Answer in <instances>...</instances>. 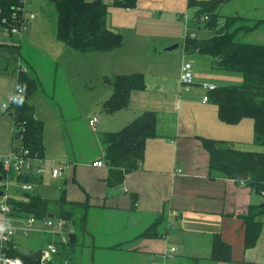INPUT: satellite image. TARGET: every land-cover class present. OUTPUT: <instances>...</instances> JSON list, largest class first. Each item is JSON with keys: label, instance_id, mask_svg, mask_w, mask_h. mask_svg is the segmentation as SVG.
<instances>
[{"label": "crops", "instance_id": "crops-1", "mask_svg": "<svg viewBox=\"0 0 264 264\" xmlns=\"http://www.w3.org/2000/svg\"><path fill=\"white\" fill-rule=\"evenodd\" d=\"M101 1L109 6L108 27L124 37V44L113 52L88 56L90 60L87 62L93 60L101 67L102 73H98V79L102 78L110 89L113 77L136 73L143 75L145 88L131 94L125 109L111 115L103 113L109 117L101 120L92 114L85 124L92 134L99 132L100 125L102 130L117 132L143 112L153 111L157 119L156 136L145 142L140 168L126 174L121 187L109 189L106 185L108 167L102 160L103 149L100 148L98 156L87 158L80 155L76 145L68 147L64 138L67 134L73 135L76 128L73 118L64 115L66 124L62 127L51 102L42 95L44 93L41 94L43 88L38 79L41 88L30 100L35 117L44 127L45 157L42 166L49 165L47 173L50 176V169L56 166L52 161L54 155H64L65 161L62 163L66 169L60 177L62 185L57 190V198L62 189L68 202L88 205L86 235L83 243L80 242L76 264H150L152 255L163 254H160L154 241L164 239L170 227L181 233L184 228L186 233L180 236L182 240H191L189 237L199 234V239L194 240L197 245L193 246L197 254L182 256L199 258V264H211L207 259L210 255V238L216 233L230 245L231 259L212 264H264V222L255 245L246 250L243 220L250 206L262 203V197L241 182L210 179L209 157L200 141L202 138L225 141L238 151L264 152V148L256 147L253 143L252 120L243 119L235 125L225 124L218 119L217 106L211 101H202L205 95L202 84L215 88L238 85L242 78L219 71L215 65L217 59L198 52L185 53L187 39L206 40L213 34L209 28L192 25L187 0H137L136 7L129 10L114 7L113 0ZM220 14L223 17L237 16L247 19V22L261 20L264 19V0H228L220 7ZM222 23L223 19H220L219 25ZM262 34L264 37V26L245 38L247 42L264 43ZM18 43L19 40L14 37L0 36L2 158L11 154L13 126L12 116L2 108V103L16 90L17 77L22 70L21 57L24 58L22 49L27 46V40L23 38L20 45ZM174 45L177 47L167 50ZM64 49L68 57L77 53ZM25 50L28 54L32 53L29 46ZM45 58L52 59L50 56ZM59 60L55 62L52 59L49 64L54 72L60 74L58 82L67 84L66 75L57 64ZM184 62L192 65L194 73V84L188 92L181 91L179 83L180 67ZM24 64H27L31 76L38 78L42 74V67H33L26 60ZM111 92H107V98ZM107 98L96 102V106L101 107ZM93 117L97 118V128L91 129L88 122ZM106 118L111 119L106 123ZM109 127L111 130H108ZM97 161L102 162L101 167L92 166ZM131 194L136 195L134 208H131ZM174 212L178 214L177 222L172 216ZM158 216L166 219L160 228L166 229L165 236L160 239H136ZM186 220H192L191 229ZM16 221L22 220L0 213V228L3 229L0 236L4 229L12 227L10 223ZM174 223H177V228H174ZM40 224V229H34L31 233L33 246L29 253L34 252L40 243L41 249L48 244L47 235L51 233L44 231ZM193 226H197L193 230L195 233L188 234ZM67 232L71 235L72 227ZM14 237L10 244L17 249ZM34 240L37 245H34Z\"/></svg>", "mask_w": 264, "mask_h": 264}, {"label": "trees", "instance_id": "trees-1", "mask_svg": "<svg viewBox=\"0 0 264 264\" xmlns=\"http://www.w3.org/2000/svg\"><path fill=\"white\" fill-rule=\"evenodd\" d=\"M45 1L53 5L56 13V39L69 51L92 56L113 52L123 46L124 37L108 27L109 6L101 0ZM227 1L187 0L192 25H202L212 30L213 34L206 40L187 39L184 51L186 54L198 52L217 59L215 65L219 71L242 78V82L238 85L221 86L210 91L208 102L211 101L217 106L218 119L225 124L235 125L243 119L252 120L253 143L256 147L264 148V43L247 42L245 38L249 33L264 26V19L247 22V19L237 16L223 17L220 14V7ZM20 2V0H0V24L2 19L10 20L12 12ZM136 4L137 0H113L114 7L126 10L134 9ZM204 17H207V20H204ZM220 19H223L222 25H219ZM21 62L22 70L18 74L17 83L21 85L22 93L18 96L15 106L8 110L15 127L12 131L11 152L22 154L26 151L25 157L34 166H38L45 157L44 127L35 117L30 99L40 90L41 84L36 76L29 74V68L27 69V64H24L23 57ZM110 84L112 92L101 104L102 111L109 115L125 109L131 94L145 88L144 77L139 73L115 76L110 80ZM50 102L53 108L59 106L56 101ZM64 118V114L59 112L58 119L62 127L66 124ZM156 123V114L153 111H146L121 130L101 133L98 136L104 152L102 160L108 167L107 188L121 187L125 175L140 168L144 157V144L148 139L156 136ZM200 141L209 157L210 179L241 182L261 196L260 192L264 190V152L238 151L231 143L225 141L204 138ZM1 174L3 173L0 166ZM240 176H246L247 179L242 180ZM10 179L16 183L32 184L34 191H15L8 199L10 211L6 217L15 220L33 218L38 222L48 219L66 221L67 228L73 229L75 242L60 244L57 238L52 240L53 237L47 235V243L54 241L58 250L54 255V262L49 264H71L75 261L78 257V248L81 247L80 242L86 235L88 205L68 202L62 189L59 190V196L55 200L41 197L35 190L41 179L33 172L21 175L11 173ZM261 197L262 203L250 206L247 215L243 216L246 250L255 245L264 222V196ZM130 199L131 208H134L136 195L131 194ZM49 215H52V218H49ZM177 217L178 215L174 218L175 221ZM165 223L166 219L158 216L155 222L136 239L163 238L166 229L160 228ZM41 247L40 243L34 252L22 254L13 244H9L8 254L20 258L23 264H38ZM207 259L214 263L231 259L230 245L218 233L210 238V255ZM199 262V258L177 257L175 249L168 264H199Z\"/></svg>", "mask_w": 264, "mask_h": 264}, {"label": "rangeland", "instance_id": "rangeland-1", "mask_svg": "<svg viewBox=\"0 0 264 264\" xmlns=\"http://www.w3.org/2000/svg\"><path fill=\"white\" fill-rule=\"evenodd\" d=\"M25 11L32 13L34 19L26 22V30L23 34L24 40H27V46L25 45V47H23L24 58L31 66L42 67V74H38V79L41 81L43 88L41 94L44 93L42 95L46 96V98H52L49 99L50 101H56L59 103L60 107L57 105L54 107L57 117L58 113L61 112V114L63 113L69 118H73L76 128L73 130V135L67 134L64 138L66 144H68L69 148L70 146L76 145L80 155L87 158L98 156L100 154V148H102V145H100V142L98 141V136L101 133L108 132L106 129L102 130L100 125L98 127L99 132L92 134L85 123L88 117L92 114H96L97 118L99 117L100 120L103 117H109L106 114H103L104 112L101 110V107L96 106V102H101L107 98V92L112 90V88L110 89L107 84L103 83L102 78L98 79V73L101 74L102 69L99 65L95 64L93 60L87 62L88 56L79 53H73L71 57L67 56V51L64 49L65 46L56 39V13L50 2L45 0H30ZM261 39L264 40L263 34ZM28 46L32 48V53L28 54V52H26L27 50L25 49L26 47L28 48ZM44 56H50L55 62L60 58L57 64L64 71L68 85L63 82H58L60 74L56 71L54 72L53 67L49 64L52 59H47ZM77 57H79V60ZM110 119L111 118H106V123L110 121ZM95 128H97V125H95ZM50 130L51 129L49 128V133L51 132ZM108 130H111V127H109ZM50 135L53 139L55 138L52 133H50ZM52 161L57 165L65 161V156L54 155ZM42 168L45 173L40 175L37 174L40 176L41 183L35 190L41 197L55 200L58 195L57 190L60 185H62V180L60 178L59 180L50 178L47 173L49 165H44ZM15 191L14 185L10 182V195H14ZM186 221L191 229L192 220ZM49 222L50 226L45 228L44 231L46 230L55 234L62 233V235H67V229L58 227L55 219L49 220ZM176 224L177 223H174V228H177ZM10 225L14 228V239H16L18 244V252L28 254L30 248L33 246V237L31 233L29 236H23L20 230L23 225L22 221H16L10 223ZM40 227V222L36 221L32 228L34 231V229L37 230L40 229ZM196 228L197 226H193L192 231L188 234L195 233L193 230H196ZM184 233H186L184 228L181 233V231L179 232L170 227L164 239L154 241L157 243L160 254L169 250L171 247H174L176 249V255L195 256L198 251L193 249V246L196 244L194 240L199 239L197 238L199 234L189 237L191 240H188V238L182 240L180 239V236H185L183 235ZM34 242V245L38 244L36 240H34ZM151 261L152 256L150 257V264L152 263ZM53 262L54 260L52 263ZM76 262L77 261H73L71 264H76ZM155 263H161V258L158 257ZM210 263L212 264V262Z\"/></svg>", "mask_w": 264, "mask_h": 264}, {"label": "built area", "instance_id": "built-area-1", "mask_svg": "<svg viewBox=\"0 0 264 264\" xmlns=\"http://www.w3.org/2000/svg\"><path fill=\"white\" fill-rule=\"evenodd\" d=\"M20 4L15 8L12 12V16L10 20L7 21L6 19L1 20L0 24V36L3 37H14L19 40L18 45H20V41L23 39V34L26 30V22L32 21L34 19V15L32 13H28L25 11L26 6L29 4L30 0H20ZM1 15V11H0ZM207 20V17L203 18ZM185 29L187 31L186 23H184ZM179 83H180V90L184 92H188L190 88L194 84V73L193 67L189 62H184L180 67L179 73ZM201 88L205 91V95L203 96V102H208L209 96L208 93L215 89L213 85L210 84H202ZM22 93L21 85L17 84L16 90L14 94L8 96L5 101L2 103V108L5 110L12 109L16 102L18 101V96ZM97 124V118L93 117L89 120L88 126L91 129H94L95 125ZM15 127L12 126V131ZM27 152L23 151L22 154H15L11 152L8 157L2 158L0 157V166L2 167L1 181H0V191L2 192V196H0V213L6 216L9 211L8 199L11 196L9 193V183L11 182L14 185V189L20 192H31L34 191V186L32 184L27 183H16L10 179V174L13 173L15 175L21 174H29V173H36V174H43L45 171L42 168V163L38 166H34L32 162H30L25 156ZM42 162V161H41ZM93 167H101L102 162L97 161L92 163ZM66 169V165L63 163H59L53 168L50 169V176L53 179H58L63 175L64 170ZM264 187V183H263ZM261 196H264V190L260 192ZM178 214L176 212L173 213V217L175 218ZM48 220L42 221V225L45 228L50 226V222ZM23 225L20 228L24 237L29 236L30 233L33 232V224L36 222L33 218H28L22 220ZM58 227L67 228V222L58 219L56 220ZM68 231V228H67ZM51 233L50 235L54 238H57L60 244H66L68 242L69 232L67 235H62V233ZM14 236V228L7 227L4 229L2 235L0 236V264H23L22 260L18 257H11L8 254L9 244L13 240ZM57 245L55 242L48 243L45 248L41 249L39 254L38 264H49L53 261L54 255L57 253ZM175 252V248L171 247L169 250L165 251L163 254L157 256L152 255V263L157 264L156 259L159 257L161 258V263L158 264H168L169 260L172 257V254ZM156 257V258H155Z\"/></svg>", "mask_w": 264, "mask_h": 264}, {"label": "water", "instance_id": "water-1", "mask_svg": "<svg viewBox=\"0 0 264 264\" xmlns=\"http://www.w3.org/2000/svg\"><path fill=\"white\" fill-rule=\"evenodd\" d=\"M176 47H177V45H174V47H169V48H167V50L168 51H171L173 48H176ZM240 179L246 180L247 177L246 176H240ZM0 181H1V176H0ZM0 196H2V192L1 191H0ZM49 218H52V215H49ZM68 242L71 243V244H73L75 242V236L72 235V234L69 235Z\"/></svg>", "mask_w": 264, "mask_h": 264}, {"label": "clouds", "instance_id": "clouds-1", "mask_svg": "<svg viewBox=\"0 0 264 264\" xmlns=\"http://www.w3.org/2000/svg\"><path fill=\"white\" fill-rule=\"evenodd\" d=\"M3 229L2 228H0V231H2Z\"/></svg>", "mask_w": 264, "mask_h": 264}]
</instances>
